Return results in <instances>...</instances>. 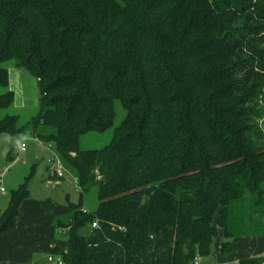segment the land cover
<instances>
[{
    "label": "trees",
    "instance_id": "16d2710c",
    "mask_svg": "<svg viewBox=\"0 0 264 264\" xmlns=\"http://www.w3.org/2000/svg\"><path fill=\"white\" fill-rule=\"evenodd\" d=\"M9 67L41 97L0 133L51 144L78 175L80 200L54 224L64 264H197L218 228L225 254L264 235V0H0V112L14 103ZM112 128L109 145L80 147ZM28 196L11 194L0 235Z\"/></svg>",
    "mask_w": 264,
    "mask_h": 264
},
{
    "label": "rangeland",
    "instance_id": "374dc122",
    "mask_svg": "<svg viewBox=\"0 0 264 264\" xmlns=\"http://www.w3.org/2000/svg\"><path fill=\"white\" fill-rule=\"evenodd\" d=\"M10 72V90L14 94L13 107L0 112V118L7 113L20 115L21 123L29 121L39 111V100L41 97L38 81L28 72L22 69L9 67ZM20 72L22 77L16 73ZM4 92L0 88V94ZM124 117V111L118 110V117L115 121L117 126ZM105 133H89L82 136L80 147L82 149H100L110 144L113 137V130ZM26 143V150L19 151L21 143ZM50 144L41 143L35 140L33 135H11L0 133V216L1 210L11 198V194L25 185L29 196L21 206L23 222L20 235L24 240L21 245V253L18 254L19 260L23 264L47 263L50 251L47 248L48 241L52 240L56 233L50 228L53 221L59 217L66 216L69 213L71 204H78L80 200V191L76 188L78 175L76 171L64 163L66 174L65 178L59 180L61 183L48 182L49 177V159L58 155L54 146L49 148ZM12 152V161L9 160V153ZM1 189L4 192H1ZM51 200L54 204V210L48 215L43 210L42 202ZM97 189L93 188L85 194L84 205L86 209L94 210L97 207ZM245 212L241 210V213ZM250 214V212L248 213ZM254 217V215H252ZM264 218V203L259 208V214L256 219L262 221ZM223 233L218 228V234L213 242L212 253L210 256L201 257L203 264H217L216 250L220 246V240ZM243 239L238 249L227 255L226 264H238L244 259L246 253L252 256H264V237H256L253 241ZM249 242V243H247ZM243 244V245H242ZM8 244H0V258L8 255Z\"/></svg>",
    "mask_w": 264,
    "mask_h": 264
},
{
    "label": "crops",
    "instance_id": "0c3cea01",
    "mask_svg": "<svg viewBox=\"0 0 264 264\" xmlns=\"http://www.w3.org/2000/svg\"><path fill=\"white\" fill-rule=\"evenodd\" d=\"M16 74L19 75L20 78L22 77V74L20 72H17ZM50 177H52V178L50 179ZM47 180H48V182H51V183L55 182L57 185L61 183L56 177L52 176V174L50 173V170H49V177H48ZM7 207L8 206L6 204L2 208L1 213H3ZM20 209H21V207H20ZM43 210H44V208H43ZM51 214H48V215H51ZM70 214H71V210L69 209V213L66 216L57 218L56 220L53 221V224L50 225V228L56 233V236L52 240L48 241L47 248L50 251L49 256L51 254H55V250H57V249L62 251V252H66L67 251V248H68V241H67V237H66L67 233H66V231L65 232L63 231L64 228H57V227L54 226V224H55V222L58 219H63L64 220ZM23 222H25V221H24V219H22V213L20 211V218H19L18 222L16 223L15 227L13 229L7 231L6 233L0 235V244L3 243V242L8 244V253H9L8 255H6V257L0 258V264H23V263H21V260H19V256H18V254L21 253V251H22L21 245H22V242L24 241V240H21L20 235L21 236L25 235V233H21V231H22V225L21 224ZM220 230L223 233V230L222 229H220ZM256 237H264V235H262V236H249V237H237V238H235L233 240V243L236 246L235 251L238 249L237 247L240 245V243H241L240 241L241 240L249 239L248 241H253V239L256 238ZM224 241H225V238H224V233H223V237L220 240V246L215 248L216 253H217V255H216L217 256L216 257V263L217 264H226L227 261H228V256L227 255H229V254H225L223 252V250H222ZM247 243H249V242H247ZM243 257L245 259V258L259 257V256H252L251 254L246 253V254L243 255ZM32 264H40V263L33 262ZM41 264H48V262L47 263H41ZM197 264H203L202 258L197 259Z\"/></svg>",
    "mask_w": 264,
    "mask_h": 264
},
{
    "label": "built area",
    "instance_id": "2783aa9c",
    "mask_svg": "<svg viewBox=\"0 0 264 264\" xmlns=\"http://www.w3.org/2000/svg\"><path fill=\"white\" fill-rule=\"evenodd\" d=\"M35 140L40 142L38 139H35ZM49 148H52L51 144L49 145ZM18 149L19 151L24 152L26 150V143L25 142L21 143ZM48 163L50 164L49 170L52 176L56 177L58 180L65 178L66 169L64 166V162L59 154L49 159ZM76 188L79 191H81L79 180H76ZM1 192H4V190L1 189ZM92 227L97 228L98 227L97 223H93ZM63 231L65 232L67 230L63 229ZM48 264H64V261L61 255L51 254L48 257Z\"/></svg>",
    "mask_w": 264,
    "mask_h": 264
}]
</instances>
